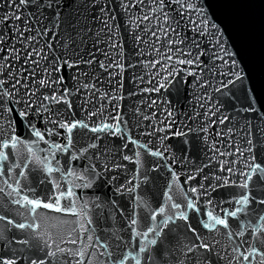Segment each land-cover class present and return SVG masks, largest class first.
Wrapping results in <instances>:
<instances>
[{"label": "snow or ice", "instance_id": "6c2138e0", "mask_svg": "<svg viewBox=\"0 0 264 264\" xmlns=\"http://www.w3.org/2000/svg\"><path fill=\"white\" fill-rule=\"evenodd\" d=\"M143 6L144 0H0V60L4 61L0 68L6 69L0 71V177L11 188L6 193L10 203L28 211V217L17 222L10 218L13 213L7 204L0 202V221L5 222L0 229V264H54L68 256L78 258L76 264H84L85 259L92 264L97 247L104 250L98 256L102 264H225V259L227 264H264V23L257 73L250 63L249 43L228 11L233 0H151V15L137 17L141 22L156 21L147 31L166 49L163 61L149 62L160 64L167 73L161 77L164 82L150 91L159 93L173 86L177 77L189 83L186 74L205 90L196 97L208 105L205 124L198 131L208 133L217 125L234 124L244 133V152L231 145L244 158L241 168L218 162V172L206 173L212 165L209 157L208 163L193 166L194 174L185 172L180 182L178 169L189 165L183 155L188 149H178L181 155L177 156L166 143L176 124L172 111L164 108V126L144 133H163L157 136L160 148L144 144V153L129 156L123 150L137 141L128 120L122 119L121 106L113 105L115 114L107 117L88 108L97 97L110 103L124 99L115 94L122 92L123 80H117L110 92L97 88L101 81L96 67L109 75V84L115 78L110 68L118 69L116 76L125 71V64L107 52L101 54L108 64L101 61L98 46L104 43L119 56L117 13L129 15ZM134 39L143 37L134 34ZM17 62L21 67L14 72ZM80 112L85 115L81 117ZM171 135L186 137L188 133L175 130ZM195 141L194 133L193 151L198 149ZM210 151L234 155L220 152L215 143ZM120 161L135 165L131 179L125 175L118 180L120 171L127 168ZM66 177L73 178L72 186ZM9 180H14V186ZM105 185L114 197H131L130 208L115 198L107 200L121 217V227L107 230L104 241L88 235L92 243L86 245L87 251L79 235L61 239V243H80L82 247L75 251L57 244L46 230L63 223L54 214L83 216L79 231L90 232L92 219L83 208L74 211L81 199L75 189ZM157 191L163 202L157 199ZM93 203L98 209L103 206ZM220 232L229 240H240L229 248H218L215 234Z\"/></svg>", "mask_w": 264, "mask_h": 264}, {"label": "water", "instance_id": "95a60500", "mask_svg": "<svg viewBox=\"0 0 264 264\" xmlns=\"http://www.w3.org/2000/svg\"><path fill=\"white\" fill-rule=\"evenodd\" d=\"M151 0H144V6L140 11L137 9H132L129 15H125L122 12L117 13V21L120 23V34L116 37V40L122 45L121 54L118 56L115 50L109 49L104 43L99 44L100 52L97 53L98 58L103 61L106 65L108 60L101 54L102 52H107L108 55L112 58L117 59L120 63L125 64V71L120 75L116 76L118 69L110 68L109 71L112 73V76L115 77L112 79L111 84H109V75L105 73L102 69L96 67L95 75L99 77L101 83L97 84V88L101 93L110 92L116 88L117 80H123V90L117 91L115 94L117 96L123 95V100H115L111 103L107 99L95 98L91 105H88L89 111L99 110L104 113V116L107 117L109 113L115 114L113 105L119 104L121 106L122 119L128 120V128L132 129V137L137 141L136 144L129 143L128 147L124 149V154L129 156H134L136 151L144 153L145 149L141 145L147 144L150 148L155 150L160 148V141L157 139L158 135H163V133L153 134L152 136H147L144 133L152 132L153 128L163 127L161 123L165 119L164 108H168L169 111L173 112V115L176 117V124L173 129L169 131L170 139L166 143L170 146V151L174 152L177 156L181 155V152L178 150L180 148H187L188 151L184 152L183 155L187 157L189 165L180 171L181 181L183 182V176L185 172L194 174L193 166L201 165L209 162V157H211L212 165L211 169H205L206 173H215L218 172L217 163H223L225 166H232L234 169L241 168L243 166V157L235 153V148L231 145L239 146L240 151L244 152L246 145L244 144V133L237 130L234 124H228L227 128L224 125H217L215 128H209L208 133H200L198 131L199 127L205 124L203 120V114L207 109L208 105L204 103L203 100H197L196 97L204 93V89L197 88L194 82L191 81V77L184 75V79L188 80L189 83H182L180 77L176 78L175 84L171 87L161 90V92L156 93L150 91L154 86L159 83L164 82L161 77L166 76L167 73L163 71V68L160 64L153 66L150 64V61L161 60L163 61V55L166 51L165 47L162 44L156 42V38L150 35L147 29H152L156 24L155 20L149 21H139L137 17L142 15V13H147L151 15L148 10ZM139 7V6H138ZM211 11V9H209ZM231 12L242 31L244 38L247 40L250 46V63L255 72H259L260 62H261V34H262V23H264V0H233V6L228 9ZM2 12V10H0ZM27 15V12L23 13ZM133 21L129 25V19ZM34 23V22H33ZM139 24V28H137ZM140 29H144L141 31ZM7 31V29H5ZM134 34L143 37L142 40L134 39ZM106 39L105 36H101V41ZM44 39H40L39 46L42 47ZM36 47V45H33ZM154 49H159L155 51ZM172 61L171 63H174ZM135 64V68L128 67V64ZM4 61L0 60V65H3ZM20 64L17 62L13 67V71H17L20 68ZM31 67V65H28ZM0 71H6V69L0 68ZM40 69H37V74H39ZM160 75H157V73ZM142 77V79H140ZM39 78V77H38ZM149 91H145V90ZM208 94L211 95V89L207 90ZM39 95V93H38ZM83 99L87 100V96H83ZM156 103L153 104L152 102ZM161 101H167L169 103L161 104ZM204 104V108H201L200 105ZM139 110L136 112V110ZM79 111V110H78ZM199 112L200 115H196ZM85 114L80 112V116L83 117ZM147 117V119H145ZM95 119V118H94ZM214 119V118H213ZM192 128L193 132H188V129ZM232 129V133H228V129ZM179 130L181 132H186L188 135L176 137L171 135L172 131ZM196 136V144L198 149L196 151L192 150L193 136ZM221 133V135H217ZM205 136L207 139H205ZM117 144L123 143V141H116ZM215 143V147L219 149L220 152L224 153H234V155H224L219 156L213 154L210 150ZM238 160L237 164H229L230 161ZM121 163L127 166L126 171L121 170L118 175V180H120L125 175L131 179L134 174L135 165L128 161H120ZM166 174V173H162ZM13 177L15 173L10 174ZM200 177H198L199 179ZM68 186H72L73 178H65ZM201 182H204L201 180ZM10 184L14 186V180H9ZM192 184L195 181L190 182ZM163 187V185L161 186ZM0 188H4L5 192L0 193V202L7 204V206L12 210L11 219L19 222L24 217H28V211L25 208H21L19 205H12L10 200L6 197V193L11 191V188H8L4 183V178L0 177ZM42 189H38L41 191ZM77 196L81 199L76 201V206L74 211H81L84 209V212L87 216L92 219V225L90 232L79 231L80 223L84 222L83 216L77 217L73 215H62L54 214L58 217L63 223L58 227H47V231L51 233L53 239L56 243L64 248H72L73 251L82 247L80 243L76 245L61 243V239H76L79 235L84 238V247L87 251L86 245L92 243L87 240L88 235L99 236L101 241L107 239L106 231L109 229H119L121 227V217L118 213L114 212L108 205V198H115L117 202L124 207L131 206V197L127 194L121 197H114V194L111 188L108 185L103 186L102 188H76L75 189ZM224 190H221L223 192ZM173 195H176L175 189L173 190ZM157 199L160 202H163V198L160 195V192L156 193ZM96 197H100L99 201L96 200ZM14 198V197H13ZM216 197H214L215 199ZM101 203L103 206L101 208H96L95 204ZM65 201V205H67ZM86 204V207H85ZM30 219V217H29ZM5 227V222L0 221V229ZM13 231H18L13 229ZM125 238L127 234L125 233ZM216 240L220 243L217 246L223 248H229L230 245L238 243L240 238L234 237L232 240L223 234V232L215 234ZM206 239H212V236H207ZM96 255L91 257L92 264H102L103 258L99 256V253L104 251L102 248L94 249ZM78 258L73 256H68L66 258H58L54 264H76ZM84 264H88V259L84 260ZM225 264L227 261L225 259Z\"/></svg>", "mask_w": 264, "mask_h": 264}]
</instances>
